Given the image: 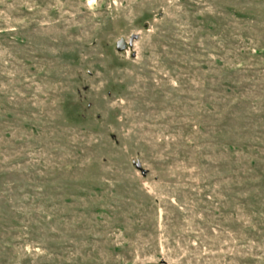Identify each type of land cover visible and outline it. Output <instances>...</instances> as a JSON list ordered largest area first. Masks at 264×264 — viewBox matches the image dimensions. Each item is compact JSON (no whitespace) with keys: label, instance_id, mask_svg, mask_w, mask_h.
<instances>
[{"label":"rangeland","instance_id":"rangeland-1","mask_svg":"<svg viewBox=\"0 0 264 264\" xmlns=\"http://www.w3.org/2000/svg\"><path fill=\"white\" fill-rule=\"evenodd\" d=\"M0 264H264V0H0Z\"/></svg>","mask_w":264,"mask_h":264},{"label":"water","instance_id":"water-1","mask_svg":"<svg viewBox=\"0 0 264 264\" xmlns=\"http://www.w3.org/2000/svg\"><path fill=\"white\" fill-rule=\"evenodd\" d=\"M135 168H136L138 171H140V173H141L142 176H145V175H146V172L142 170L141 165H140L139 163H136V164H135Z\"/></svg>","mask_w":264,"mask_h":264}]
</instances>
